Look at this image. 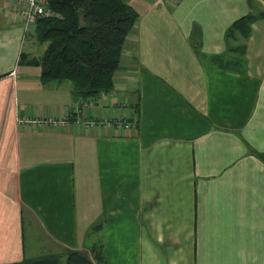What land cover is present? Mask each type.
Segmentation results:
<instances>
[{
  "label": "crops",
  "instance_id": "0c3cea01",
  "mask_svg": "<svg viewBox=\"0 0 264 264\" xmlns=\"http://www.w3.org/2000/svg\"><path fill=\"white\" fill-rule=\"evenodd\" d=\"M130 4L115 88L86 107L71 81L19 62L46 45L0 0V264L89 251L98 235L105 264H264V27L245 73L212 60L264 0Z\"/></svg>",
  "mask_w": 264,
  "mask_h": 264
},
{
  "label": "trees",
  "instance_id": "16d2710c",
  "mask_svg": "<svg viewBox=\"0 0 264 264\" xmlns=\"http://www.w3.org/2000/svg\"><path fill=\"white\" fill-rule=\"evenodd\" d=\"M48 1L54 14L41 18L34 27L37 43L46 48L36 58L22 53L19 62L40 66L44 83L71 81L74 95L84 103L102 92H110L115 88L123 46L137 22L138 11L130 0ZM262 18L264 11H252L240 17L231 25L227 37L230 39L238 32L244 39L249 38L253 23ZM246 53V46L229 47L226 54L214 55L212 60L220 68L245 73ZM61 249L3 264H94L93 258L105 264L102 240L94 242L89 251Z\"/></svg>",
  "mask_w": 264,
  "mask_h": 264
},
{
  "label": "built area",
  "instance_id": "2783aa9c",
  "mask_svg": "<svg viewBox=\"0 0 264 264\" xmlns=\"http://www.w3.org/2000/svg\"><path fill=\"white\" fill-rule=\"evenodd\" d=\"M13 7H15L17 16L22 20V25L24 29V35L26 38V34H28L37 24V22L41 18H47L54 14L52 8L49 5L48 0H9ZM163 2H169L171 0H160ZM105 92H102L99 97L92 98L88 102L86 101L84 105L86 107L93 106L97 100H101L106 97ZM82 111L79 112V114ZM70 116L68 118L59 117V118H49L47 122L53 125H63L65 122H67ZM133 120H127L125 118H118V119H91L87 118L85 119L84 123L87 127V129L92 130L94 128H100L103 127L110 128L115 127L118 130H128L133 129L137 127V121Z\"/></svg>",
  "mask_w": 264,
  "mask_h": 264
},
{
  "label": "rangeland",
  "instance_id": "374dc122",
  "mask_svg": "<svg viewBox=\"0 0 264 264\" xmlns=\"http://www.w3.org/2000/svg\"><path fill=\"white\" fill-rule=\"evenodd\" d=\"M159 1V0H158ZM171 1H176V0H171ZM261 11H264V8H262V9H258L257 11H254V12H261ZM243 17V16H242ZM240 18V17H239ZM238 18V19H239ZM236 21V20H235ZM234 21V22H235ZM260 26V27H264V18H262V19H259V20H257L256 22H254L253 23V26H252V34H251V36L249 37V38H243L241 35H240V33H236L235 35H234V37H231L230 38V47H238V46H246V49H247V53H246V56H245V63H244V67H248V63H249V52H250V49H251V45H250V40L252 39V36H253V31H254V28H255V26ZM231 56H234L233 54H230ZM96 231H98V230H91V234H93L94 236L95 235H98L97 233H95ZM92 236V235H91ZM102 237L103 236H99L98 235V237H96V240L94 241V240H92V241H90V243H91V245L94 243V242H99L101 239H102Z\"/></svg>",
  "mask_w": 264,
  "mask_h": 264
}]
</instances>
